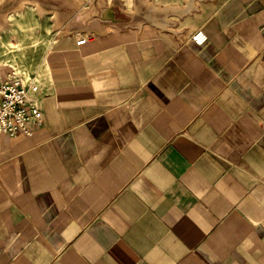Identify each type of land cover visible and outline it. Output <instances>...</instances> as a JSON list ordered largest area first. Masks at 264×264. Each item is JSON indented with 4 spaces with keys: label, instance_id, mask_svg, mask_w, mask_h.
Wrapping results in <instances>:
<instances>
[{
    "label": "crops",
    "instance_id": "crops-1",
    "mask_svg": "<svg viewBox=\"0 0 264 264\" xmlns=\"http://www.w3.org/2000/svg\"><path fill=\"white\" fill-rule=\"evenodd\" d=\"M26 1L64 35L19 65L0 264H264V0Z\"/></svg>",
    "mask_w": 264,
    "mask_h": 264
},
{
    "label": "rangeland",
    "instance_id": "rangeland-1",
    "mask_svg": "<svg viewBox=\"0 0 264 264\" xmlns=\"http://www.w3.org/2000/svg\"><path fill=\"white\" fill-rule=\"evenodd\" d=\"M23 1L4 0L0 3V61L15 59L11 64L17 65L15 68L20 71L19 65L28 58H31L29 65L33 64L35 70L38 59L46 55L53 40L64 35L55 28L51 16H41L30 5L27 9L20 8Z\"/></svg>",
    "mask_w": 264,
    "mask_h": 264
},
{
    "label": "built area",
    "instance_id": "built-area-1",
    "mask_svg": "<svg viewBox=\"0 0 264 264\" xmlns=\"http://www.w3.org/2000/svg\"><path fill=\"white\" fill-rule=\"evenodd\" d=\"M207 40L202 29L191 36V41L198 45L205 44ZM87 41L84 36L77 44L83 45ZM43 124L44 110L37 77L26 76L13 66L8 72L0 69V134L32 136Z\"/></svg>",
    "mask_w": 264,
    "mask_h": 264
},
{
    "label": "bare ground",
    "instance_id": "bare-ground-1",
    "mask_svg": "<svg viewBox=\"0 0 264 264\" xmlns=\"http://www.w3.org/2000/svg\"><path fill=\"white\" fill-rule=\"evenodd\" d=\"M4 0H0V3H2ZM27 2L28 1H23L22 2V4L19 6L20 8H25L27 5ZM35 4L34 5H36V7H37V10H38V12L40 13V15H44L45 13H47L43 8H42V6L40 5V2H34Z\"/></svg>",
    "mask_w": 264,
    "mask_h": 264
}]
</instances>
